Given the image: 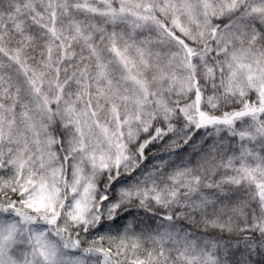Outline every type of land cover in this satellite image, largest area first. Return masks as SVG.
<instances>
[{"label": "snow or ice", "instance_id": "6c2138e0", "mask_svg": "<svg viewBox=\"0 0 264 264\" xmlns=\"http://www.w3.org/2000/svg\"><path fill=\"white\" fill-rule=\"evenodd\" d=\"M0 264H264V0H0Z\"/></svg>", "mask_w": 264, "mask_h": 264}]
</instances>
